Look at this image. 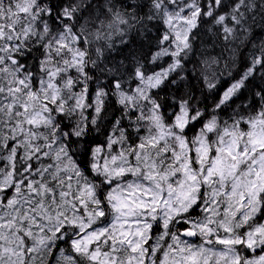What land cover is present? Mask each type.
<instances>
[{
    "label": "snow or ice",
    "instance_id": "snow-or-ice-1",
    "mask_svg": "<svg viewBox=\"0 0 264 264\" xmlns=\"http://www.w3.org/2000/svg\"><path fill=\"white\" fill-rule=\"evenodd\" d=\"M0 264H264V0H0Z\"/></svg>",
    "mask_w": 264,
    "mask_h": 264
}]
</instances>
